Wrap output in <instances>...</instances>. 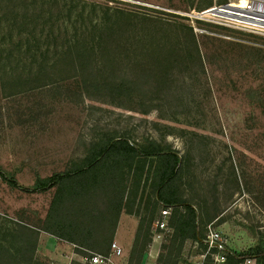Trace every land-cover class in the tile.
I'll return each instance as SVG.
<instances>
[{"label": "rangeland", "instance_id": "1", "mask_svg": "<svg viewBox=\"0 0 264 264\" xmlns=\"http://www.w3.org/2000/svg\"><path fill=\"white\" fill-rule=\"evenodd\" d=\"M237 1L58 0L55 28L44 29L47 16L39 22L44 44L38 54L35 49L28 52V37L20 33L29 30L22 26L12 34L15 49L2 45L1 31L8 32L9 22L6 10H0V166L22 186L32 187L38 176L81 163L93 143L109 137L127 138L140 146H170L182 157L174 191L196 208L200 232L204 234L214 222L236 252L256 247L264 241V38L203 16L216 6ZM138 5L145 10L135 8ZM125 11H133L134 23V19L127 23ZM142 13L151 15L155 24L138 22ZM13 19L11 15L10 23ZM117 19L125 25L119 32L123 35L115 34L111 46H106L110 50L103 51L104 42L100 48L91 37L109 39L103 28L117 24ZM148 25L146 33L156 38L143 43V28ZM73 27L79 28L78 33ZM64 28L71 37L86 34L83 51L89 54L85 61L91 63L84 69L61 63L57 47L48 45ZM193 33L198 35L200 54L192 45ZM148 68L153 76L129 85L131 94L120 96L103 89L113 76L129 77ZM105 165L87 187L95 195L89 206L99 210L97 234L110 239L115 214L109 212L110 197L101 179L118 163L112 156ZM159 165L153 159L144 170L119 172L127 186L126 207L112 241L121 224V243L133 247L141 220L159 216L152 188ZM99 181L98 190L94 187ZM57 194L56 188L29 193L0 180V264H9L10 254L23 256L22 229L38 232L39 238L44 234L41 228ZM180 212L185 213V208ZM104 214L110 220L103 219ZM191 244L178 261L193 252ZM172 248L173 240L168 238L160 253L164 261ZM50 252L54 254L53 249ZM51 262L41 259L36 249L31 264Z\"/></svg>", "mask_w": 264, "mask_h": 264}, {"label": "trees", "instance_id": "2", "mask_svg": "<svg viewBox=\"0 0 264 264\" xmlns=\"http://www.w3.org/2000/svg\"><path fill=\"white\" fill-rule=\"evenodd\" d=\"M1 1L0 10H6V20L9 22L8 32H6L5 29H2L1 31L5 36L2 45L7 49H15L16 42L14 41L12 34L22 26L29 30L20 33L21 37H28V52L32 53L34 52L33 49H35V52L38 54L40 50L43 49L44 44L40 39L42 36L39 34V22L43 17L47 16L49 20L45 23L46 27L44 29L55 28V10L58 0ZM124 5L132 6L129 4ZM135 8L145 10V7L141 5L135 6ZM35 12H38L39 14ZM124 13L128 17L124 14H121V16L123 15L124 17H127V23L134 19L133 11L129 12V14L126 11ZM11 15L14 16V19L10 23L9 18ZM152 20V16L147 15L146 13H142V17L138 18V22L141 21L143 24H155ZM66 21L67 23L70 22L68 19ZM117 21V24L105 25L103 28L106 33H109V39L104 40L103 38H98L96 36L91 37L93 42H97L94 44L98 45L100 48L103 47L104 42L105 47L103 48V51H107V49L108 51L110 50L106 46H111L110 41L115 34L120 36L121 34L123 35V33L119 34V32H121L125 25L123 24V21H120L119 19H117ZM134 22L135 19L133 23ZM73 29L78 33V27H73ZM143 29V43H147L150 37L156 38L155 35L146 33L150 32L149 25L145 26ZM61 33L62 35L57 37V40L49 41L48 45L53 44L57 47L60 52L58 60L61 63H67L73 68L84 69L86 65L91 63V59L85 61L88 52L83 51L87 44L86 34L83 36L76 35V38L74 36L71 37L69 29L67 28H64V31H61ZM42 34L44 35L43 31ZM21 41L23 42L24 39ZM192 45L195 47L196 53L200 54L201 45L198 42V35L195 33L192 34ZM76 52H78V57H74ZM13 53L14 52H12L11 55H13ZM36 62L37 59L35 58L34 63ZM110 62L111 60L107 61V63ZM146 76H153L152 71L149 68L129 77L121 76V78L117 79L114 76H109L106 80L110 77L111 79L105 82L103 89L108 90L109 92L114 91L113 93H118L120 96L127 92L128 94H131L132 87L128 86L130 85L134 87L139 85L142 79ZM112 156H114V160L118 163V166H113V168L106 170L101 181L104 186L103 188H106L104 192L108 191L107 194H109L110 197L109 212H111V215L115 214L113 236L118 226L120 214L124 207H126L125 198L127 197V186L124 181L119 179V172L125 168L136 170L137 167H141V169L144 170L148 166L150 160L157 159L160 165L156 169L152 179V188L157 200L156 207L159 206L160 210L162 207H176L171 222L172 226L175 228V234L172 238L173 248L169 253L167 261H164L163 254L160 255L159 263L178 264L185 243L188 240H201L204 234L200 232L198 212L194 205L190 201L180 198L174 191L175 182L182 170V157L178 151L170 146H162L160 144L140 146L131 142L127 138L109 137L105 141L93 143L87 157L81 163L74 164L65 171L55 173L51 176H38L32 187L22 186L15 177L3 170L1 166L0 180L13 188L22 189L29 193H45L56 188L58 190L56 202L52 206L47 219L44 221V228H41L42 231L83 245L97 252L108 253L111 243L113 242V236L110 239L104 238V240L97 234L98 230L95 227V224L97 223L96 216L99 214V210L89 206L94 202L95 195L90 189H88L87 185L91 183L94 184L91 177L102 167V165L104 168L106 166L105 163L110 160ZM101 181L97 182L94 188L99 190ZM68 191H73V193L76 194L68 195L66 194ZM181 208H185V213L180 212ZM103 219L110 220L108 214H104ZM152 223L153 221L148 222L146 220H141L139 224L131 250V259L133 263L137 262L139 264L149 249L153 238L151 232ZM38 235L39 234L36 231L27 228L22 229V237L26 244V249L21 258L10 254L11 257L8 259L9 264H31L38 245ZM102 248H104V251H101ZM252 258L257 259L259 264H264V241L259 242L256 247L251 248L247 252L230 256V262L232 264H240Z\"/></svg>", "mask_w": 264, "mask_h": 264}, {"label": "built area", "instance_id": "3", "mask_svg": "<svg viewBox=\"0 0 264 264\" xmlns=\"http://www.w3.org/2000/svg\"><path fill=\"white\" fill-rule=\"evenodd\" d=\"M226 7L231 8L228 16L219 13L210 14L211 10L223 13ZM203 16L213 23L264 38V0H238L228 5L216 6L206 11ZM175 208L174 206L161 208L159 216L152 223L153 238L149 250L139 264H160L162 247L166 240L173 238L175 234V228L171 224ZM47 237L54 242L53 249L60 258L41 249L38 250V256L41 259L51 260V264H138L132 262L131 249L125 245L126 248L117 239L111 243L108 253H101L60 237L53 235ZM190 242L193 252L190 255L183 254L178 264H232L230 256L240 254L230 248L227 237L214 222L206 227L201 240H188L184 245L183 253ZM240 264L259 263L257 259L252 258Z\"/></svg>", "mask_w": 264, "mask_h": 264}, {"label": "crops", "instance_id": "4", "mask_svg": "<svg viewBox=\"0 0 264 264\" xmlns=\"http://www.w3.org/2000/svg\"><path fill=\"white\" fill-rule=\"evenodd\" d=\"M138 223H136V228L138 227L137 225ZM121 227L122 225L120 224V228L118 230V234H117V240L124 243L123 241H121V239L119 238V232L121 230ZM42 232V231H41ZM44 234H41V237L39 238V245H38V248H37V254H38V250L41 249V250H45L48 254H51L50 252V249H53V241L52 240H49L47 235H52V234H49V233H46V232H42ZM136 235V234H135ZM126 245V244H125ZM127 246V245H126ZM129 247L130 249H132V246H127ZM54 250V249H53ZM52 255V254H51ZM53 256H55L56 258L59 257V254L57 253L56 250H54V254ZM60 258V257H59ZM58 258V259H59Z\"/></svg>", "mask_w": 264, "mask_h": 264}, {"label": "bare ground", "instance_id": "5", "mask_svg": "<svg viewBox=\"0 0 264 264\" xmlns=\"http://www.w3.org/2000/svg\"><path fill=\"white\" fill-rule=\"evenodd\" d=\"M224 12L223 13H220V11H215V10H211L210 14L211 15H215L216 13H219V14H223L224 16H228L229 15V12L231 11V8H228L226 7L225 9H223Z\"/></svg>", "mask_w": 264, "mask_h": 264}]
</instances>
